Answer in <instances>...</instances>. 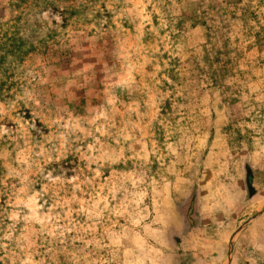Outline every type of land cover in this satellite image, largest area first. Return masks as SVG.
I'll return each instance as SVG.
<instances>
[{"label":"rangeland","instance_id":"1","mask_svg":"<svg viewBox=\"0 0 264 264\" xmlns=\"http://www.w3.org/2000/svg\"><path fill=\"white\" fill-rule=\"evenodd\" d=\"M0 264H264V0H0Z\"/></svg>","mask_w":264,"mask_h":264}]
</instances>
